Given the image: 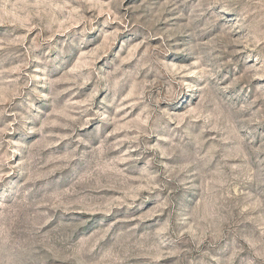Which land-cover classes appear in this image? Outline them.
<instances>
[{"label": "rangeland", "instance_id": "rangeland-1", "mask_svg": "<svg viewBox=\"0 0 264 264\" xmlns=\"http://www.w3.org/2000/svg\"><path fill=\"white\" fill-rule=\"evenodd\" d=\"M0 264H264V0H0Z\"/></svg>", "mask_w": 264, "mask_h": 264}]
</instances>
